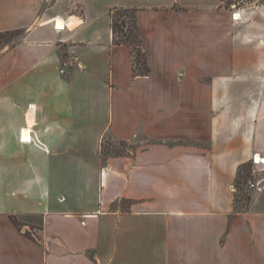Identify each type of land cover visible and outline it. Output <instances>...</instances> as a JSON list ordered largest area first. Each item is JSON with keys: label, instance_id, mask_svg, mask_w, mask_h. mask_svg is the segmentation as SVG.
<instances>
[{"label": "crops", "instance_id": "obj_1", "mask_svg": "<svg viewBox=\"0 0 264 264\" xmlns=\"http://www.w3.org/2000/svg\"><path fill=\"white\" fill-rule=\"evenodd\" d=\"M235 1L0 0V264H264V0Z\"/></svg>", "mask_w": 264, "mask_h": 264}, {"label": "trees", "instance_id": "obj_2", "mask_svg": "<svg viewBox=\"0 0 264 264\" xmlns=\"http://www.w3.org/2000/svg\"><path fill=\"white\" fill-rule=\"evenodd\" d=\"M232 1V0H229ZM112 17V33L113 41L117 44H128L131 47L133 57V73L135 75H144L149 73L150 68L147 64L145 53L141 46V38L139 33V27L136 21V14L134 8H115L111 14ZM19 33V31H5L0 32V43L11 42L13 38ZM251 163L247 162L241 165L237 171L236 183H241V178L246 177L243 171L249 170ZM244 175V176H243ZM245 182V181H244ZM236 187L238 188L237 184ZM237 198V195H236ZM240 201L248 203L250 200V194H242L238 197ZM13 222L16 225H20L17 219L13 216Z\"/></svg>", "mask_w": 264, "mask_h": 264}, {"label": "rangeland", "instance_id": "obj_3", "mask_svg": "<svg viewBox=\"0 0 264 264\" xmlns=\"http://www.w3.org/2000/svg\"><path fill=\"white\" fill-rule=\"evenodd\" d=\"M243 1H249V0H236L235 4L242 5ZM14 38H16V36ZM2 43L3 42H1L0 44H2ZM103 148H105V150H108L109 152L113 153V152H117V151L121 152L123 149H126V146H125L123 141L117 140L114 137L107 134L105 136V140L103 142ZM243 174L246 175V177L245 178L242 177L240 179L241 183H236L238 186V188L236 187L237 198L240 197L242 194H250L251 193L250 190L253 189V187L250 186V183H255L257 176H259V175L255 174V172H254L253 162H251V166L249 167L248 172L245 170V171H243ZM237 200L239 201L240 205L247 204L244 201H240L239 199H237Z\"/></svg>", "mask_w": 264, "mask_h": 264}, {"label": "built area", "instance_id": "obj_4", "mask_svg": "<svg viewBox=\"0 0 264 264\" xmlns=\"http://www.w3.org/2000/svg\"><path fill=\"white\" fill-rule=\"evenodd\" d=\"M57 22H58V21H57ZM57 22L55 23V27H56V28H58V26H59V25L57 24ZM22 132H23V131H22ZM20 138H21L22 140H25L24 137H23V133H21V137H20ZM253 161H254V162H257L256 159H255V157L253 158ZM250 186L253 187V188H255V189L258 190V191L261 189L259 186H256V185L253 184V183H250Z\"/></svg>", "mask_w": 264, "mask_h": 264}, {"label": "bare ground", "instance_id": "obj_5", "mask_svg": "<svg viewBox=\"0 0 264 264\" xmlns=\"http://www.w3.org/2000/svg\"><path fill=\"white\" fill-rule=\"evenodd\" d=\"M57 24H58L59 26H61V25L63 24L62 21H61V19L58 20ZM22 133H23V132H22ZM255 159H256L257 162H261V161L264 162V160H262V158H261L260 156H258V155L255 157Z\"/></svg>", "mask_w": 264, "mask_h": 264}]
</instances>
